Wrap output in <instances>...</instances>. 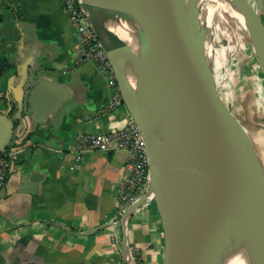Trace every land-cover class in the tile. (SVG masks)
<instances>
[{"label": "crops", "instance_id": "obj_1", "mask_svg": "<svg viewBox=\"0 0 264 264\" xmlns=\"http://www.w3.org/2000/svg\"><path fill=\"white\" fill-rule=\"evenodd\" d=\"M0 56L8 63L0 73V111L16 119L1 151L12 153V165L0 192V264H162L154 200L126 216L118 204L127 150L76 158L80 133L110 132L131 114L124 103L105 109L108 78L81 60L61 1L0 0ZM38 83L44 89L34 103L52 105L48 111L31 105Z\"/></svg>", "mask_w": 264, "mask_h": 264}, {"label": "water", "instance_id": "obj_2", "mask_svg": "<svg viewBox=\"0 0 264 264\" xmlns=\"http://www.w3.org/2000/svg\"><path fill=\"white\" fill-rule=\"evenodd\" d=\"M129 2H81L85 11L144 20L143 52L157 70L158 100L127 56L104 39L96 19L88 15L112 62L124 103L142 130L148 155V190L125 216L153 196L164 232L162 264H209L227 215L239 214L247 222L252 263L264 264V171L249 150L240 120L219 93L197 32L198 7L194 1L187 7L184 0ZM233 2L264 72L263 2ZM42 89L38 83L30 90L35 111L52 107L42 109L34 103ZM162 105V117L155 120ZM18 107L21 113L23 99ZM15 121L0 111V151L9 142Z\"/></svg>", "mask_w": 264, "mask_h": 264}, {"label": "built area", "instance_id": "obj_3", "mask_svg": "<svg viewBox=\"0 0 264 264\" xmlns=\"http://www.w3.org/2000/svg\"><path fill=\"white\" fill-rule=\"evenodd\" d=\"M60 1L79 38L82 47L81 60L93 61L108 78L112 91L106 101L105 109L113 110L124 103V100L108 53L99 41L88 14L81 5L82 0ZM118 149H125L128 152L124 164L125 172L117 190L118 204L128 209L147 192L150 183L145 140L141 128L132 116L125 124L107 133H80L76 158L82 159L86 154L96 150L112 152ZM11 165L12 153L0 151V192L6 183ZM147 200L154 198L150 195L145 201ZM133 264H142V262L140 259H135Z\"/></svg>", "mask_w": 264, "mask_h": 264}, {"label": "rangeland", "instance_id": "obj_4", "mask_svg": "<svg viewBox=\"0 0 264 264\" xmlns=\"http://www.w3.org/2000/svg\"><path fill=\"white\" fill-rule=\"evenodd\" d=\"M221 4L226 5L224 1ZM225 8L215 12L210 22L199 26L198 21L197 32L219 93L249 130L264 171V72L243 22L233 15L229 6Z\"/></svg>", "mask_w": 264, "mask_h": 264}, {"label": "bare ground", "instance_id": "obj_5", "mask_svg": "<svg viewBox=\"0 0 264 264\" xmlns=\"http://www.w3.org/2000/svg\"><path fill=\"white\" fill-rule=\"evenodd\" d=\"M116 1L124 4H130L129 0ZM184 1L187 7L190 5L191 1L195 2L198 7L199 26H201L204 22H210L214 13H218L220 9H224L225 6H227L226 8L229 6L233 15L238 17L243 22V18L241 17L233 0ZM222 1H224L226 5L221 4ZM86 12L88 15L96 19L104 39L108 43L112 44L118 51L127 56V60L140 73L152 91L155 99L158 100L161 94L158 84L157 70L146 58L143 52V43L140 37L146 24L144 20L134 15H107L101 14L96 10L88 9ZM123 41L126 43H123ZM204 54L208 60L206 49ZM164 109L165 106L163 105L157 108L155 112V120H159L162 117ZM241 125L249 150L252 154H254L258 164L263 169L261 158L255 149L254 141L251 138L249 130L242 123ZM209 264H253L248 226L244 217L236 213H229L227 215V222L222 225L218 235L216 236L210 254Z\"/></svg>", "mask_w": 264, "mask_h": 264}, {"label": "trees", "instance_id": "obj_6", "mask_svg": "<svg viewBox=\"0 0 264 264\" xmlns=\"http://www.w3.org/2000/svg\"><path fill=\"white\" fill-rule=\"evenodd\" d=\"M8 67V63L0 56V73Z\"/></svg>", "mask_w": 264, "mask_h": 264}]
</instances>
